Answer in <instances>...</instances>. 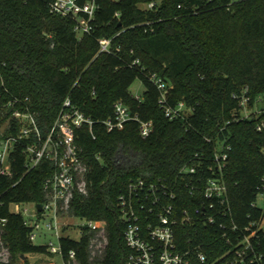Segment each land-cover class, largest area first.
Here are the masks:
<instances>
[{"label":"trees","instance_id":"obj_1","mask_svg":"<svg viewBox=\"0 0 264 264\" xmlns=\"http://www.w3.org/2000/svg\"><path fill=\"white\" fill-rule=\"evenodd\" d=\"M150 1L159 2L154 10L138 7ZM98 3L92 33L79 40L74 20L52 13L50 0H0V75L8 90L0 102L11 95L28 98L26 105L43 134L67 98L94 121L91 129L82 125L75 131L89 168L88 192L74 193L68 213L104 221V237L85 226L79 240L62 236V260L73 264L69 253L74 251L77 264H125L124 226L116 204L127 184L137 178L173 183L180 169L193 163H202V175L208 177L206 166L214 151L227 145L223 173L230 208L227 219L217 217L214 226L177 227L180 249L200 247L207 255L206 264H221L220 257L226 251L234 256L240 241L264 217V131L257 130L264 106L257 118L254 114L244 118L240 106L243 92L250 98L249 107L264 96V0ZM100 38L112 40L113 53H99ZM152 75L170 84L167 104L184 102L190 111L169 119ZM136 80L144 85L141 100L130 91ZM118 101L140 120L152 123L147 137L140 135L137 121L127 122L121 130L105 128L102 121L113 116ZM23 161L19 156L12 177L0 175V219H6L2 240L10 253L9 261L0 264L20 260L30 264L23 256L48 253L46 245L30 240V228L11 205L43 203V184L53 166L43 161L26 171ZM183 195L188 197V192ZM259 195L263 207L257 204ZM220 222L234 227L227 229L231 243L225 241ZM252 240L264 263V231ZM98 242L104 247L96 248Z\"/></svg>","mask_w":264,"mask_h":264},{"label":"built area","instance_id":"obj_2","mask_svg":"<svg viewBox=\"0 0 264 264\" xmlns=\"http://www.w3.org/2000/svg\"><path fill=\"white\" fill-rule=\"evenodd\" d=\"M158 4V1H150L141 3L138 7L142 10H154ZM98 8V0H50L52 13L71 17L74 20V32L79 40L92 33ZM98 44L99 53L114 52L111 39L100 38ZM151 80L160 90L159 103L169 119H176L190 111L186 109L184 102H179L175 107L167 104L171 86L155 75L151 76ZM0 84L3 91L0 92L2 98V94H7L8 90L1 75ZM135 98L141 100L139 96ZM249 100L246 92H243L240 106L244 118L250 117L247 113ZM27 101L28 98L11 95V98L0 102V175L6 178L12 177L14 164L17 167L19 156L24 158L23 166L26 171L38 167L43 161L52 164L53 173L43 184L45 200L41 203V210L39 211L36 208L37 204H34L29 211L21 203L12 204L11 210L23 216L24 224L30 228L29 238L32 242L36 231L41 228L40 220L48 216L46 212H52L54 223L48 224L47 228L55 231L56 236L59 237V245L50 242L46 248L49 253L59 254L62 258L60 245L62 237L60 232L63 231L62 215L68 213L69 203L75 192L83 195L88 192L86 175L89 168L81 156L82 148L76 144L75 131L82 125H88L91 129L94 121L72 106L67 98L54 124L46 134H43L35 113L26 105ZM260 114L261 112L258 111L256 118ZM129 121L139 123L142 137H147L152 131L150 121L140 120L138 115L133 114L121 101L114 104L113 116L102 123L108 131H113L123 129ZM12 130L13 133L9 134ZM257 130L264 131V118L259 120ZM229 150L230 147L227 145H219L216 148L206 166V171L210 173L208 177L202 175V163H193L182 167L173 183L163 179L148 181L137 178L127 184L125 192L118 196L116 204L120 222L124 226L123 239L127 249L125 264H206L207 255L200 247L185 250L179 248L177 227L189 224L214 226L217 217L227 219L230 208L223 173ZM95 158L100 160L99 155ZM184 192H188V197L183 195ZM2 205L0 199V207ZM5 223L6 219H0L1 226ZM83 226L104 237V221L86 220ZM219 226L225 230V241L231 243V232L227 229L233 231L234 227L228 226L226 222H220ZM260 230L264 231V217L257 223V229L240 241L234 256H230L231 252L226 251L220 257L221 264H264L262 255L256 253L252 240L257 238ZM1 231L0 249L5 247ZM187 241L190 243L191 239ZM104 242L106 244L105 238ZM103 247L101 242L96 245V248ZM9 257L0 255V263L8 262ZM69 258L73 264H77L74 251L69 253Z\"/></svg>","mask_w":264,"mask_h":264},{"label":"rangeland","instance_id":"obj_3","mask_svg":"<svg viewBox=\"0 0 264 264\" xmlns=\"http://www.w3.org/2000/svg\"><path fill=\"white\" fill-rule=\"evenodd\" d=\"M170 85V84H169ZM131 93L136 97H143L144 92V85L140 80H136L133 85L130 88ZM264 106V96L260 98V101L258 104H256L253 107L247 108V113L249 115L258 113V111H261V108ZM263 197L261 195L258 196L257 204L259 206L262 205ZM34 206V203H25L23 204L24 208H28L29 211L32 210V207ZM48 216H44L40 220V229L36 231L35 239L33 240V243L36 245H48L50 242H52L54 245H59V237L56 236L54 230H49L47 228V225L50 223H54L53 213L52 212H46ZM62 229L63 227H66L65 232H60L62 236H69L72 239L79 240L81 236V227L86 224V219L80 218V217H74L71 216L69 213H64L62 215ZM60 221V223H61ZM2 230V231H1ZM0 231L3 232L2 226H0ZM2 238V234H1ZM3 253V254H1ZM0 255L2 257H9L10 253L7 251V247H2L0 249ZM28 260L30 264H63L62 258L59 254H51V253H44V254H28L26 256H23ZM17 264H24L22 260L18 261Z\"/></svg>","mask_w":264,"mask_h":264},{"label":"water","instance_id":"obj_4","mask_svg":"<svg viewBox=\"0 0 264 264\" xmlns=\"http://www.w3.org/2000/svg\"><path fill=\"white\" fill-rule=\"evenodd\" d=\"M36 208L40 211L41 208H42V204L41 203L40 204H37Z\"/></svg>","mask_w":264,"mask_h":264}]
</instances>
